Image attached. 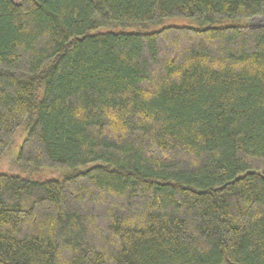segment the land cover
Listing matches in <instances>:
<instances>
[{
    "label": "trees",
    "instance_id": "1",
    "mask_svg": "<svg viewBox=\"0 0 264 264\" xmlns=\"http://www.w3.org/2000/svg\"><path fill=\"white\" fill-rule=\"evenodd\" d=\"M254 17L264 0H0V161L24 138L0 264H264Z\"/></svg>",
    "mask_w": 264,
    "mask_h": 264
},
{
    "label": "rangeland",
    "instance_id": "2",
    "mask_svg": "<svg viewBox=\"0 0 264 264\" xmlns=\"http://www.w3.org/2000/svg\"><path fill=\"white\" fill-rule=\"evenodd\" d=\"M14 1L18 2V0H14ZM249 23L252 26H264V18L254 17L253 19L249 21ZM162 25L177 26V27H182V26L199 27L200 26L199 22L192 18H169V19H165ZM23 139L24 138H22L21 141H17L14 143L15 146L14 148L11 149L12 155L6 158V160L0 161V173H9L8 171H11V168L13 167V162H14L13 156H17ZM5 167H8V169Z\"/></svg>",
    "mask_w": 264,
    "mask_h": 264
}]
</instances>
